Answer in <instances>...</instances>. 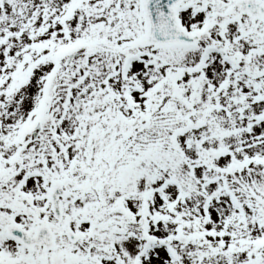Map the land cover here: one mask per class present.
Instances as JSON below:
<instances>
[{
  "label": "snow or ice",
  "instance_id": "obj_1",
  "mask_svg": "<svg viewBox=\"0 0 264 264\" xmlns=\"http://www.w3.org/2000/svg\"><path fill=\"white\" fill-rule=\"evenodd\" d=\"M0 264H264V0H0Z\"/></svg>",
  "mask_w": 264,
  "mask_h": 264
}]
</instances>
